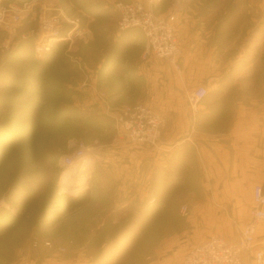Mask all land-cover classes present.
<instances>
[{"label": "rangeland", "instance_id": "obj_1", "mask_svg": "<svg viewBox=\"0 0 264 264\" xmlns=\"http://www.w3.org/2000/svg\"><path fill=\"white\" fill-rule=\"evenodd\" d=\"M117 1L132 0H8L18 6L26 2L31 12L19 23L0 24V264H169L200 241L202 229L193 222L207 195L197 164L170 171L166 163L144 159L137 166V189L121 196L94 188L87 200L88 189L73 196L61 184L66 170L81 169L60 162L71 141H98L102 157L116 139L133 144L114 129V117L137 101L115 108L93 83L97 71L89 58L107 45L102 31L118 28ZM161 1L158 14L178 0ZM240 1L253 18L252 28L263 26L264 0ZM45 16L61 19L64 33L75 26L69 20L77 25L72 41L59 43L43 58L32 48L36 34L28 33H36ZM98 163L86 180L93 179ZM117 202L130 205L115 213L119 226L97 228L73 218L80 203ZM183 205L189 207L187 216Z\"/></svg>", "mask_w": 264, "mask_h": 264}, {"label": "crops", "instance_id": "obj_2", "mask_svg": "<svg viewBox=\"0 0 264 264\" xmlns=\"http://www.w3.org/2000/svg\"><path fill=\"white\" fill-rule=\"evenodd\" d=\"M144 4L148 7V0ZM180 4L178 11L173 3L164 12H176L180 71L166 60L143 58L146 39L139 29H104L102 41L107 45L90 53L97 71H91L93 83L115 108L145 103L165 122L155 148L116 139L93 179L87 180V200L94 188L117 196L137 189V166L144 159L166 163L170 171L174 165L189 170L197 164L207 195V201L196 206L193 225L202 229L198 243L211 235L237 242L235 223L243 226L252 219L253 187H264V25L252 28L253 18L244 13L246 3L240 0H181ZM199 87H206L208 95L194 109L188 96ZM129 206V202L80 203L73 218L97 228L119 226L115 213ZM213 210L219 214L211 216ZM260 249H264V223L255 247L244 254L245 262Z\"/></svg>", "mask_w": 264, "mask_h": 264}, {"label": "built area", "instance_id": "obj_3", "mask_svg": "<svg viewBox=\"0 0 264 264\" xmlns=\"http://www.w3.org/2000/svg\"><path fill=\"white\" fill-rule=\"evenodd\" d=\"M161 0H149L148 7L141 1H117L115 11L118 15V29L125 32L139 29L145 39L146 47L143 58L154 56L166 60L178 71L181 70L179 59L182 48L175 31L176 12L172 14H158L156 8ZM174 10L181 8L180 0L175 2ZM31 12L26 2L22 6L0 0V24L19 23L23 16ZM75 25L69 31H63L61 19L45 16L41 19L33 41L36 56L45 57L59 43L73 40L76 20H69ZM88 85L84 82L83 86ZM208 95L206 87H199L189 93L191 106L196 109L197 104ZM105 107L110 111V104L106 95H101ZM114 129L131 143L156 147L162 137L164 118L145 103L137 102L135 106L118 109ZM69 150L60 158L61 164L68 168L82 167L86 161L92 166L103 160L102 146L98 141L88 144L84 141H71ZM252 219L243 226H237L240 238L237 242H229L220 235H211L200 243L194 244L184 256L169 264H264V249L257 250L248 263L244 254L251 252L256 245V235L259 226L264 223V187L256 184L252 190ZM181 213L189 214V207L183 205Z\"/></svg>", "mask_w": 264, "mask_h": 264}, {"label": "bare ground", "instance_id": "obj_4", "mask_svg": "<svg viewBox=\"0 0 264 264\" xmlns=\"http://www.w3.org/2000/svg\"><path fill=\"white\" fill-rule=\"evenodd\" d=\"M80 171L74 169H68L62 174L61 184L65 191H74L79 187L85 189L88 186V183L85 184L88 178V170L92 168V164L89 161H86Z\"/></svg>", "mask_w": 264, "mask_h": 264}, {"label": "water", "instance_id": "obj_5", "mask_svg": "<svg viewBox=\"0 0 264 264\" xmlns=\"http://www.w3.org/2000/svg\"><path fill=\"white\" fill-rule=\"evenodd\" d=\"M88 181L85 182V184H87ZM81 188L79 187L78 189H75L74 191H65L73 196L77 195L78 191L80 190Z\"/></svg>", "mask_w": 264, "mask_h": 264}, {"label": "trees", "instance_id": "obj_6", "mask_svg": "<svg viewBox=\"0 0 264 264\" xmlns=\"http://www.w3.org/2000/svg\"><path fill=\"white\" fill-rule=\"evenodd\" d=\"M33 41H34V40H32V48H34V47H33ZM33 50H34V49H33ZM49 53H50V52H49ZM49 53H48V54H49ZM48 54H46L45 57H46ZM43 58H44V57H43ZM60 116H61V114H60ZM57 118H58V117H57ZM6 220H7V219H6ZM6 220H5V221H6ZM11 220H12V219H11ZM5 221H4L3 223H5Z\"/></svg>", "mask_w": 264, "mask_h": 264}]
</instances>
